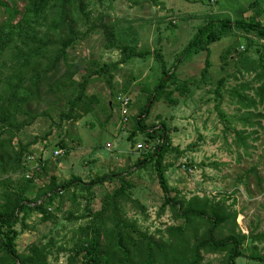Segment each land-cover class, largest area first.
I'll list each match as a JSON object with an SVG mask.
<instances>
[{"label": "rangeland", "instance_id": "1", "mask_svg": "<svg viewBox=\"0 0 264 264\" xmlns=\"http://www.w3.org/2000/svg\"><path fill=\"white\" fill-rule=\"evenodd\" d=\"M157 1L158 4L152 0L86 1L87 10L91 11L90 21L97 23L95 19L103 16L113 23L116 30L123 34L131 33L125 41L135 38L136 42L131 45L148 54L118 64L111 71L113 78L110 84L107 75L92 76L87 95H96L98 102L93 105L91 112L76 122L60 117L67 109L69 97L68 94H63V90L42 88L39 101L32 102L28 108L35 117L17 136L22 143H31V158L27 162L28 156L25 157L31 168L25 178L32 177L33 180L28 197H34L44 189L51 175L58 181L78 177L81 183L108 175L114 177L96 183L90 191L78 188L73 195L72 192H62L56 196L50 207V213L54 216L52 220L42 222L40 216L34 213L25 221V229L20 224L16 225V229L20 230L16 239L18 253H24L31 244L43 245L53 239L48 261L50 264H65L76 230L89 219H75L74 216L85 213L87 206L93 212L98 211L100 202L119 186L121 175L133 185L128 190L129 196L137 205L144 207V211H141L135 204L125 203V217L136 222L134 235L146 231L158 237L155 232L157 229L163 230L168 225L182 222L175 221L167 209L158 214L163 202V192L157 183L153 163L146 167L135 166L137 159L141 158L139 153L144 152L136 147L144 143L145 134L140 130L128 138L133 130H139L136 118L144 106H148L147 99L161 77L162 64L155 53L158 52L162 57L163 66L170 69L177 58H182L181 51L192 36L210 20L249 21L257 13V20L261 23L264 17V0ZM252 1H256L260 9L254 11L247 7ZM24 4V0H14L18 10ZM240 7H246L244 14L238 13L237 8ZM6 18L7 13L0 8V23ZM18 18L16 16L13 22ZM82 29L85 30V27ZM85 33L82 39L66 50L68 63H78L81 67L80 74L75 76L76 81L81 79L86 62L100 65L116 63L121 59L119 50L105 47L100 28ZM228 37L231 39V35H228L211 44L209 56L204 52L186 55L174 67V81L169 83L168 89L173 91L172 97L177 103L170 105L162 99L154 102L149 113L140 117V126L145 129L164 124L172 146L183 151L181 155L169 153L164 159L165 163L171 164L165 172L167 184L173 189L170 195L178 192L186 198L198 195L215 200L224 199L229 210L237 213L236 230L247 236L242 247L243 256L236 259V264H264L249 258L255 251L264 255V117L252 118L253 121H259L260 126L254 129L255 134L250 135L245 146L235 145L233 137L226 132L225 125L214 110L212 84L189 86L188 92L183 95L175 91L177 84L200 78V71L207 57L210 63L208 73L212 81L222 76L229 77L222 90L220 108L230 119L229 127L241 129L240 122L234 117L245 110L237 111L238 106L231 101L226 91L250 81L252 75L236 74L233 77L235 69L231 63L225 71L221 70V51L236 39V44L240 46L245 43L243 37H235L232 43L225 46ZM239 47L237 49L241 51ZM261 50L264 51L262 47ZM250 57L256 59L257 55L252 51ZM4 61L9 68L11 62L7 55ZM8 68L2 69V72L0 69V79L11 72ZM65 69V64L60 62L52 80ZM245 93L253 95L252 91ZM119 94H127L130 98L125 121L120 114L119 103L115 100ZM262 109L257 106L255 113L264 115ZM248 111H252V108ZM21 118L22 116H18L19 120ZM250 130L247 129L248 132ZM61 138L65 143L63 149L56 146ZM55 150L62 152L56 156ZM38 159L42 160L40 169H37ZM16 177L18 175L12 176L13 179ZM69 213L73 214L74 219L67 218ZM250 235H260V240L253 241ZM203 264L222 263L219 256L209 255L204 257Z\"/></svg>", "mask_w": 264, "mask_h": 264}, {"label": "trees", "instance_id": "2", "mask_svg": "<svg viewBox=\"0 0 264 264\" xmlns=\"http://www.w3.org/2000/svg\"><path fill=\"white\" fill-rule=\"evenodd\" d=\"M24 1L23 8L18 10L14 0H0V8L7 13V18L0 23L1 72L2 69L8 68L4 61L6 55L11 62L8 68L11 72L0 79V264H50L48 256L51 254L53 239L43 245L31 244L24 253H18L16 239L20 230L16 229V225L20 224L22 229H25V221L34 213L40 216L42 222L52 220L54 216L50 213V207L56 196L62 192H72L73 195L78 188L81 191H90L96 183L111 180L114 176L98 177L81 183L78 177L58 181L51 175L44 189L34 197H28L33 180L32 177L25 178V174L31 169L25 161V156H28V162L32 155L29 150L31 143H22L17 139L19 132L35 117L28 108L32 102L39 101L42 88L63 90V94H68L69 97L67 109L60 117L76 122L91 112L93 105L98 102L96 95H87L92 76L107 75L110 84L113 78L111 71H114L118 64L134 57H144L148 52L131 45L136 42L135 38L129 42L125 41L131 33L123 34L116 30L113 23L105 20L103 16L95 19L97 23L90 21L91 11L87 10V0ZM152 1L158 4L157 0ZM250 6L251 4L249 8ZM16 16L19 18L13 22ZM257 16L255 13L249 21L210 20L192 36L181 51L182 58H177L170 69L163 66L162 57L158 52L155 53L162 64L161 77L147 99L148 106H144L136 118L139 130H133L128 138L141 130L140 132L145 134L144 143L155 138L161 141L152 150H140L144 152L139 153L141 158L137 159L135 166L146 167L147 164L153 163L157 183L163 192V202L158 214L167 209L175 221L182 222L168 225L163 230L157 229L155 232L158 237L146 231L134 235L136 222L125 217V203L131 202L141 211H144V207L137 205L129 196L128 190L133 185L121 175L119 186L100 202L98 211L93 212L87 206L85 213L74 216L75 219H89L76 230L65 264H203L204 257L209 255L219 256L222 264H236V259L243 256L242 247L247 236L236 230L237 213L229 210L224 199L215 200L198 195L186 198L178 192L171 196L173 189L168 186L165 178V172L171 164L165 163L164 159L169 153L181 155L183 151L172 146L164 124L159 127L152 125L145 129L141 128L140 124L143 114L149 113L154 102L162 99L170 105L177 103L168 85L174 81V67L178 66L186 55L204 52L209 56L211 43L228 35H235L236 38L241 36L245 42L241 51L237 50L240 45L236 44V39L224 48L219 56L222 71L231 63L235 69L233 77L236 74L252 75L250 81L226 91L231 101L238 106L237 111L245 110L240 112L241 115L236 114L234 117L241 124L240 130L229 127L230 119L220 108L222 90L229 77L222 76L212 81L208 73L210 63L207 57L200 71V78L177 84L175 91L183 95L188 92L189 86L212 84L214 110L225 125L226 132L233 137L232 142L245 146L250 135L255 134L254 129L260 126L259 121H253L252 118L264 117L255 113L257 106H261L264 111V51L261 50V47L264 49V26L257 20ZM84 27L85 30L82 29ZM99 28L104 35L105 47L119 50L121 59L116 63L100 65L86 62L81 79L76 81L75 76L81 67L78 63H68L66 50L82 39L85 32H94ZM249 34H252L254 39L248 37ZM251 50L257 55L256 59L250 57ZM60 62L65 64L66 69L52 80ZM245 91H252L253 95L249 96ZM251 108L252 111H248ZM18 116L22 118L19 120ZM248 128L251 129L250 132L247 131ZM56 146L63 149L64 139L58 140ZM37 161V169H40L42 160ZM13 175L18 177L13 179ZM74 217L71 213L67 216L68 219ZM250 237L253 241L260 240V235ZM249 258L264 262V255H259L256 251Z\"/></svg>", "mask_w": 264, "mask_h": 264}, {"label": "built area", "instance_id": "3", "mask_svg": "<svg viewBox=\"0 0 264 264\" xmlns=\"http://www.w3.org/2000/svg\"><path fill=\"white\" fill-rule=\"evenodd\" d=\"M240 49H243V47H240ZM115 100L119 103L120 106V114L122 116L123 121L126 120V116L128 115V106L130 104V98L127 94H119ZM161 141L158 138H155L152 141L145 142L143 144H138L136 149L137 150H152L153 147L160 143ZM108 146V145H107ZM61 150H55L54 154L56 156H59L61 154ZM50 210V209H49Z\"/></svg>", "mask_w": 264, "mask_h": 264}, {"label": "crops", "instance_id": "4", "mask_svg": "<svg viewBox=\"0 0 264 264\" xmlns=\"http://www.w3.org/2000/svg\"><path fill=\"white\" fill-rule=\"evenodd\" d=\"M251 4V8H253V10L255 11V10H257V9H260V7H258V5H256V1H252L251 3H249V5ZM249 5L247 6V7H249ZM238 9V13H241V14H244V11H245V9H246V7H240V8H237ZM261 25L262 26H264L263 24H264V17H263V19H261ZM241 37V36H240ZM239 37V38H240ZM248 37H250V38H253L254 39V37H253V35L252 34H249L248 35ZM234 39H235V35H231V39H229V37H228V40L226 41V44H224L225 46H227L228 44H230V43H232V41H234ZM220 40V39H219ZM216 42V41H215ZM214 43V42H213ZM213 43H211V44H213ZM210 44V45H211ZM210 45H209V47H210ZM240 47H243L242 45L240 46ZM239 47V48H240ZM238 50V49H237Z\"/></svg>", "mask_w": 264, "mask_h": 264}, {"label": "water", "instance_id": "5", "mask_svg": "<svg viewBox=\"0 0 264 264\" xmlns=\"http://www.w3.org/2000/svg\"><path fill=\"white\" fill-rule=\"evenodd\" d=\"M25 157H27V156H25Z\"/></svg>", "mask_w": 264, "mask_h": 264}]
</instances>
